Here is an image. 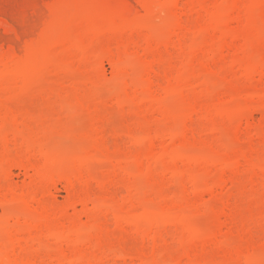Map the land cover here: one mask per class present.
Listing matches in <instances>:
<instances>
[{"label":"rangeland","instance_id":"374dc122","mask_svg":"<svg viewBox=\"0 0 264 264\" xmlns=\"http://www.w3.org/2000/svg\"><path fill=\"white\" fill-rule=\"evenodd\" d=\"M1 63L0 264H264V0H0Z\"/></svg>","mask_w":264,"mask_h":264},{"label":"bare ground","instance_id":"6f19581e","mask_svg":"<svg viewBox=\"0 0 264 264\" xmlns=\"http://www.w3.org/2000/svg\"><path fill=\"white\" fill-rule=\"evenodd\" d=\"M25 47V50H26V52H27V63L26 64H28V66L26 67V68H24V71H25V73H23V75H22V78H23V80H24V83H25V85H29V84H31V83H33L34 81H35V76L32 74V72H30V70H32V67L34 66V64H35V61H37V60H35L36 58H35V53L38 51V48L37 47H35V46H33V44H29V45H25L24 46ZM28 53H30V54H28ZM37 57V56H36ZM2 65H3V63H1ZM36 64H37V62H36ZM35 64V65H36ZM1 66V65H0ZM7 67V68H6ZM8 66H7V64H5L4 63V65L3 66H1V68H0V139L1 138H3L4 137V139H5V141H7V135H3V137H2V134H3V131L5 130L6 131V129H4V127H8L7 126V123H6V121L5 120H7V119H5V117H7V116H5L6 114L8 115V112H10L11 113V115H12V123L13 122H17L16 120H17V117L16 116H14L13 117V111L12 110H9V111H7L6 112V110L7 109H14V113H15V109H16V104L18 103V102H16V99H17V93L16 94H14L13 93V95H9V94H6L7 92H5V90H3L2 88H3V85H5V83H4V79H5V77L6 76H8L7 74L11 71V69H13V68H10L9 70H8ZM9 71V72H8ZM13 71V70H12ZM10 74V73H9ZM10 76V75H9ZM8 79V78H7ZM5 82H6V80H5ZM9 93V92H8ZM11 94V93H10ZM11 96V97H9V96ZM15 106V107H14ZM17 111V110H16ZM6 113V114H5ZM15 115V114H14ZM9 117H10V115H9ZM8 118V117H7ZM15 119V120H14ZM9 120V119H8ZM14 124V123H13ZM8 125H9V123H8ZM16 125V124H15ZM7 132V131H6ZM15 136V135H14ZM15 138V137H14ZM14 138H13V141H15L14 140ZM3 139V140H4ZM9 139V138H8ZM17 140V139H16ZM7 143V142H6ZM18 145V144H17ZM21 160V159H20ZM30 162L26 159H23V160H21V161H17V163H15L14 164V166H15V168L17 167V168H22L23 170H25L26 169V167H31V165H29V166H26V164H29ZM13 166V167H14ZM10 173H12V172H10ZM26 174L28 175V177H29V175H30V177H31V174L33 175V173H28V170H26V172L24 171V175L26 176ZM51 182L53 183V184H55V180L53 179V178H51Z\"/></svg>","mask_w":264,"mask_h":264}]
</instances>
